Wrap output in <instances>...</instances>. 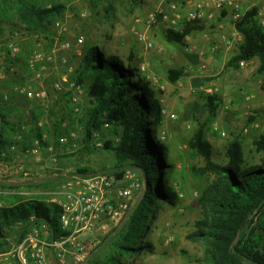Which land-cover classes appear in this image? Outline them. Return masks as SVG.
<instances>
[{"label":"rangeland","instance_id":"rangeland-1","mask_svg":"<svg viewBox=\"0 0 264 264\" xmlns=\"http://www.w3.org/2000/svg\"><path fill=\"white\" fill-rule=\"evenodd\" d=\"M35 1L42 8L62 7L56 22L64 25V33L58 37L53 32V36L42 35L39 40L36 39L38 41L21 43V61L18 62L16 71L24 77L21 81L16 78L18 82L36 87L35 81L24 82L25 77L29 75L25 63L34 51L52 52L60 46L56 45L57 41L61 44L83 37L84 42L80 46L83 55L86 48L100 46L108 53L118 54L125 62L132 59L135 66L145 64L147 71L142 74L160 94L164 122L159 129V138L170 149L168 161L174 166L170 182L178 194V200L176 206L165 204L152 210L156 219L150 226V232L146 235L140 232L139 243L152 244L154 251H142L129 258V263L208 264L204 257L206 244L194 242L189 237L202 217L198 198L214 177H199L194 173V168H202L205 163L201 158L193 156L188 142L201 127L204 128L205 139L213 147L214 161L224 164L227 162L228 148L234 139L239 138L246 153L250 155L251 151L256 150L254 140L264 134V75L260 73V61H248L252 63L244 68L241 65L239 68L230 67L231 59L239 51L238 44L235 45L237 49L234 54L227 57L220 49L224 29L221 26L231 18V12L225 10L216 13L213 20L203 24L202 31H193L184 38L183 43H176L169 40V35L182 33L189 23L183 22L174 27L162 17L166 15L173 19L177 14L186 16L190 9L185 5V0ZM241 3L244 9L249 8L252 3L256 8L264 6V0H241ZM211 13L212 11L208 12ZM157 14L160 15L157 23L148 29V21ZM145 31L154 43V49L149 51L137 37L138 32ZM217 45L219 49L213 53L211 47ZM82 57L75 62L76 67L81 63ZM153 58L163 59L159 73L152 66ZM171 69L185 70V76L177 84H171L168 80V72ZM246 72L250 78H240ZM92 81L91 76L85 77L83 87L86 95L81 100L79 115L82 119L91 106L87 89ZM49 84L50 82L48 86ZM252 87L255 89L251 90ZM62 96L50 91L49 99L42 103L51 107ZM209 97H218L221 102L217 117L212 121H208V114L204 111ZM62 106L65 109L62 114H67L69 111L66 110L65 102L59 105V111ZM48 124L46 120L41 122L42 127ZM215 125L226 131L228 137L222 138L216 133L213 130ZM74 128L71 137L78 143V150L70 154V157L56 152L28 155L23 158L22 171L18 170L14 158L10 163L0 161V207L12 197L18 200L35 199L45 203L63 202L66 182L77 174L78 168L90 167L98 172L96 175H108L115 179L113 190L106 198V213L98 226L100 229L106 226V230H96L97 232L94 231L95 233L83 238L85 241H98L99 246L107 238L113 239L118 229L125 224L128 210L138 201L145 189V181L135 169L116 171L113 152L86 150L83 125L77 120ZM108 134L109 132H106L107 136ZM44 139H47L46 134ZM104 140L108 138L105 137ZM128 172L134 175L138 186L132 188L130 198H122L118 193L130 187L132 183L127 177ZM21 228L14 227L8 238L9 247L12 243L21 241ZM42 228L47 229L45 225H42ZM105 248L101 247L99 252H105ZM49 261L50 264H61L52 253L49 255ZM87 261L82 264H87ZM65 264H75L71 255H67Z\"/></svg>","mask_w":264,"mask_h":264},{"label":"trees","instance_id":"trees-1","mask_svg":"<svg viewBox=\"0 0 264 264\" xmlns=\"http://www.w3.org/2000/svg\"><path fill=\"white\" fill-rule=\"evenodd\" d=\"M61 10L59 6L42 8L35 0H0V26L20 27L31 38L53 36L52 28ZM257 12V8L248 11L236 25L245 39L229 65L239 68L243 61L258 59L260 73L264 75V32L258 24ZM203 24L190 22L182 33H171L168 38L171 42L183 43L193 31H202ZM107 53L100 46L88 47L76 67L75 78L79 84L85 85L88 75L93 78L87 89L91 106L83 119L72 107L69 93L51 107L25 97L20 100L12 97L8 102L0 99V161L12 162V147L27 155L37 141L41 147H53L58 153L62 147L66 148L62 139L71 140L78 120L85 130L86 150L113 152L116 171L135 169L145 181V189L128 210L125 224L113 239L107 238L99 245L87 261V264H130L128 259L134 255L154 251L152 244L139 243V234L150 232L156 219L152 210L165 204L176 206L178 194L170 182L174 170L168 161L170 149L159 138L164 122L160 94L139 67L133 65L132 59L125 62L118 54ZM20 61L16 59L14 65ZM184 76V69L168 72L171 84H177ZM12 82L18 81L12 78ZM62 102L69 111L64 115L63 106L59 111ZM220 103L218 97H209L204 110L208 121L217 117ZM45 120L49 124L42 127L41 122ZM96 132L101 134V148L93 143ZM188 146L193 156L205 163L202 168H194V173L199 177H214L198 198L202 217L189 239L206 244L204 257L208 264H264V134L254 140L256 150L250 155L240 139H234L224 164L214 161L213 147L205 139L204 128L195 133ZM96 174L90 167H84L78 168L76 175ZM60 215V207L55 203L7 199L0 207V253L9 249L8 238L14 227L23 225L20 240L29 233L33 216L38 226H46L51 240L61 237L65 233L59 224ZM101 247H106V251L99 252Z\"/></svg>","mask_w":264,"mask_h":264},{"label":"built area","instance_id":"built-area-1","mask_svg":"<svg viewBox=\"0 0 264 264\" xmlns=\"http://www.w3.org/2000/svg\"><path fill=\"white\" fill-rule=\"evenodd\" d=\"M208 2L213 5L211 14H208L209 11L207 10V7H209ZM185 5L190 9L186 16L177 14L173 19H170L163 15V20H167L172 26L177 27L183 22L199 21L205 23L213 20L216 13L225 10L231 12L234 31L229 36H221V43L225 44L226 47L244 43V35L237 29L236 25L248 11L256 8L255 4L252 3L249 8L244 9L241 0H185ZM257 9L258 24L264 32V6L257 7ZM159 16L157 14L151 17L148 21V29L157 23ZM2 28L6 31H3ZM0 29V99L8 102L12 99V96H21L29 100L44 102L49 99L50 91L58 95L69 93L72 107L77 114H80L81 100L86 95V91L75 78V64L66 55L59 58V53L73 52L77 58L82 57L83 53L80 46L84 42L83 37H78L74 42L58 44L57 41L56 45L60 46L52 52L34 51L26 62L29 74L38 83V87H32L26 83L12 82V78H17L19 75L16 71L18 64L15 66L14 61L21 54L22 42L39 40L41 37L31 38L20 27L13 28L3 24ZM52 29L58 37L64 33V25L61 22H55ZM137 37L146 50L154 49V43L149 38L147 31L138 32ZM218 49L219 45L211 47L213 53L217 52ZM240 65L244 68L249 65V62L243 61ZM139 69L141 73H144L147 71V66L142 64ZM56 72H59V75L55 77L54 73ZM50 79L52 80L50 81ZM7 83L12 84V87L5 91L4 89L8 86ZM174 117L172 116V118ZM213 130L222 138L228 137V133L222 131L218 125H215ZM62 143L66 145V148L62 147L58 152L59 154H72L78 150V143L73 137H71V140L69 137L63 138ZM93 143L98 148L103 146L100 133L96 132L93 135ZM11 150L14 152V162L19 171L23 170L22 165L25 156H38L44 152L52 154L56 152L53 147L48 149L41 147L38 141L35 148L27 155L19 153L16 147H12ZM127 174L132 183L130 187H126L118 193L119 197L122 198H130L132 188L138 186L133 178L134 175L131 172ZM114 183L115 179L108 175L71 176L64 187V201L55 203L61 210L59 224L65 234L51 240L48 229L44 230L42 226H38L36 224L37 219L33 216L30 219L32 227L29 233L20 242L12 243L6 252L0 253V264H50V253L61 264L67 262L68 254L72 256L75 264L85 263L98 246V241H85L83 238L88 234L95 233L96 230H102L103 232L106 230V226H102L101 229L98 226L101 225V218L106 213L105 208L108 202L106 198L112 192ZM22 226V224H19L17 228Z\"/></svg>","mask_w":264,"mask_h":264},{"label":"crops","instance_id":"crops-1","mask_svg":"<svg viewBox=\"0 0 264 264\" xmlns=\"http://www.w3.org/2000/svg\"><path fill=\"white\" fill-rule=\"evenodd\" d=\"M208 6L209 7H207L208 9V11H213V5H212V3H209L208 2ZM224 14H226V13H224ZM227 16V15H226ZM223 24L225 25H222L221 27L222 28H224L223 29V35H227V36H229V35H231L232 33H233V31H234V24L232 23V21H231V18H229V20L226 22V21H224L223 22ZM222 35V36H223ZM220 43H221V39H220ZM238 46L240 47L241 46V44H238ZM220 49H221V52L224 54V56L225 57H227L228 55H232V54H234V51L237 49L235 46H232V47H226V45L225 44H223V43H221V46H220ZM62 55H66L69 59H70V61L72 62V63H74L75 64V62L77 61V57H76V55L73 53V52H68V53H63V52H61V53H59V58L62 56ZM152 60V59H151ZM162 58H160L159 60L157 59V58H153V60H152V66H153V68L155 69V71L157 72V73H159V71L162 69ZM252 62H249V64H251ZM54 75H55V77L56 76H58L59 75V72H56V73H54ZM22 77H24V75H18V77L17 78H20V80L22 79ZM240 78H243V79H245V80H248L249 78H250V76H249V73H244L243 75H242V77H240ZM28 80H32V81H35L36 82V87H38V83H37V81L35 80V78L31 75V74H29L27 77H25V80H24V82H26V81H28ZM7 84H10V83H7ZM12 87V84L11 85H9V86H7L4 90L6 91V90H9L10 88ZM253 89H255L254 87H252L251 88V90H253ZM241 95H239V97H240ZM14 99H16V100H20V99H22L23 97H21V96H18V97H15V96H12ZM90 257V256H89ZM89 257H88V259H89ZM87 259V260H88Z\"/></svg>","mask_w":264,"mask_h":264},{"label":"water","instance_id":"water-1","mask_svg":"<svg viewBox=\"0 0 264 264\" xmlns=\"http://www.w3.org/2000/svg\"><path fill=\"white\" fill-rule=\"evenodd\" d=\"M238 239H239V237H237V239H236V243H237ZM88 260H89V259H88Z\"/></svg>","mask_w":264,"mask_h":264}]
</instances>
